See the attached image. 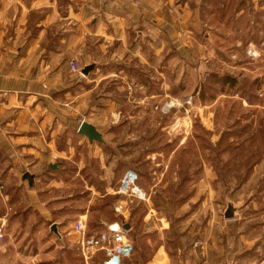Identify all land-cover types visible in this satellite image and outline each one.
Returning a JSON list of instances; mask_svg holds the SVG:
<instances>
[{"label":"crops","instance_id":"crops-1","mask_svg":"<svg viewBox=\"0 0 264 264\" xmlns=\"http://www.w3.org/2000/svg\"><path fill=\"white\" fill-rule=\"evenodd\" d=\"M250 5L263 9L264 0H240L232 17L248 19ZM214 13L212 0H0V202L23 205L15 211L18 220L36 223L35 235L27 238L35 247V264H89L73 246L76 222L91 212V194L85 192L90 185L79 192L87 201L75 209L73 221L72 213L50 208L53 201L42 198L41 178L51 176V185L59 187L64 181L57 178L65 174L71 185L77 175L84 179L97 165L100 179L108 180L107 192L113 194L115 183L134 163L119 150L137 147V142L126 141L139 121L136 112L122 109L133 103L129 86H140L134 101L136 96L143 103L156 96L166 99L169 92H154L151 82L155 78L166 86L164 72L176 61L185 62L190 53L203 57L207 45L200 38L207 40V29L217 28L211 24ZM73 60L82 69L95 67L83 76L71 70ZM83 121L93 124L104 141L91 142L81 134ZM105 147L119 153L107 159ZM90 153L97 164L86 161ZM118 161L126 165L119 168ZM26 172L35 176L33 185L23 178ZM155 201L147 203L144 220L149 251L135 248L122 264L220 263L219 252H227L231 244L221 242L211 220L203 221L199 214L195 218L200 207L177 216L182 208ZM125 205L120 208L132 218ZM239 221L221 223L223 236L238 237L232 245L241 264H264V221L243 230ZM54 223L58 234L51 229ZM127 226L129 232L137 228ZM134 240L137 244L138 236ZM6 245L4 251L13 249L10 241Z\"/></svg>","mask_w":264,"mask_h":264},{"label":"rangeland","instance_id":"rangeland-1","mask_svg":"<svg viewBox=\"0 0 264 264\" xmlns=\"http://www.w3.org/2000/svg\"><path fill=\"white\" fill-rule=\"evenodd\" d=\"M212 4L215 13L211 24L217 28L207 29V40L204 36L200 38L207 45L203 57L190 53L186 54L185 62L176 61L164 72L169 81L166 86L155 78L151 82L154 92L167 90L168 97L156 96L143 103L136 96L135 101L131 99V105L122 106L123 111L136 112L135 120L139 121L133 125L131 138L126 140L137 142V147L119 151L134 162V170L145 173L140 185L152 192L151 200H156L155 204L168 200L169 205L182 208L178 209L181 213L176 212L177 216L194 206L200 207L195 218L200 215L203 221L211 220L214 224L212 231L219 229L217 233L221 242L231 244L227 252H219V264H223L230 256L240 259L233 248L238 237L223 236L224 222L240 220L243 230L250 225L257 227L258 221H264V47L259 57L247 53L251 43L260 46L264 42V20L260 16L264 15V8L256 10L250 5L248 19L236 20L232 15L240 0H212ZM228 75L237 80L234 86L223 84ZM138 90L137 95L141 92ZM166 103L171 104L170 110L168 107L163 110ZM73 142H77L76 138ZM83 151L86 154L88 148ZM119 151L118 148L105 147L106 158ZM93 154H87L86 161L95 160L97 164ZM97 169V165L89 168L83 177L85 181L77 175L71 185L63 174L57 178L64 181L59 187L51 185L53 177H42L38 183L42 198L53 201L50 208L72 213L74 221L77 218L75 209L85 206L87 201L80 199L79 192L87 190L90 185L85 191L91 194L88 197L91 212L85 218L89 233H101L108 224L120 223L127 229L134 251L135 248L139 252L149 251L144 228L148 202L118 194V181L115 192L110 194L105 185L108 180L102 181ZM122 203L126 204V211L133 212L132 218L123 207L120 208ZM229 203L237 209L234 219L225 217ZM21 209H24L23 205L8 207L0 202V216L6 213L4 219L0 217V224L5 223L4 246L9 249L6 243L10 241L13 248L8 251L0 249V264H35L32 261L35 247L27 244V238L34 236L38 227L36 223L24 221V217L18 220L15 211ZM153 218H149V223ZM129 224H136L137 228L129 232ZM136 236L139 238L137 244ZM151 236L154 240L158 238L156 234L151 233ZM23 237L25 240L21 241ZM73 247L76 253H80L77 244ZM103 259L105 255L101 252L88 263L100 264Z\"/></svg>","mask_w":264,"mask_h":264},{"label":"built area","instance_id":"built-area-1","mask_svg":"<svg viewBox=\"0 0 264 264\" xmlns=\"http://www.w3.org/2000/svg\"><path fill=\"white\" fill-rule=\"evenodd\" d=\"M263 47L264 42H261L260 46L251 43L248 46L247 53L251 57H259L261 56V48ZM71 70L84 76L81 66L75 60L71 62ZM136 88V85L129 86L130 99L134 100ZM170 106L171 104L166 103L163 110L167 107L170 110ZM139 179L140 175L136 170L128 169L122 176L116 192L137 201L149 202L152 197V192H147L139 184ZM4 225V222L0 224V249L4 247ZM74 231L77 236L76 244L78 250L87 261L102 252L105 255L102 264H122L123 260L130 257L134 252V244L129 238L128 231L123 224H108L105 231L90 234L87 230L86 221L82 218L76 222ZM223 264L241 263L235 256H230Z\"/></svg>","mask_w":264,"mask_h":264},{"label":"water","instance_id":"water-1","mask_svg":"<svg viewBox=\"0 0 264 264\" xmlns=\"http://www.w3.org/2000/svg\"><path fill=\"white\" fill-rule=\"evenodd\" d=\"M94 67H95L94 64H92V65H88V66H85V67L82 69V73H83L84 75H88ZM79 132H80L81 134L87 136L88 139H89L91 142H94V141L103 142V141H104L102 134L97 130V128H96L93 124H91V123H89V122H87V121H83V122H82V124H81V126H80V129H79ZM53 167H56V165L54 164ZM23 178H24L25 180H28V181L30 182V184L33 185L34 180H35V176H34L33 174H31L30 172H26V173L24 174ZM236 210H237L236 207L233 206L232 203H229L228 208H227V210H226V212H225V217H226L227 219H234V218H235V215H236V214H235V213H236ZM51 229H52L55 233H57V234L59 233V232H58V228H57V224H56V223H54V224L52 225V228H51Z\"/></svg>","mask_w":264,"mask_h":264},{"label":"trees","instance_id":"trees-1","mask_svg":"<svg viewBox=\"0 0 264 264\" xmlns=\"http://www.w3.org/2000/svg\"><path fill=\"white\" fill-rule=\"evenodd\" d=\"M236 82H237V80L235 78H232L231 76L228 75V76L224 77V83L223 84L224 85H227L228 84V85L234 86L236 84ZM125 165H126L125 163H122L121 161H119V168H122V166H125ZM135 170L137 171V169H135ZM137 172L140 175L139 184H141V176H143L145 173L139 172V170ZM156 205H158V204H156ZM100 206L101 207H104V205H102V204H100ZM4 241H5V237H4ZM125 259H127V258H125Z\"/></svg>","mask_w":264,"mask_h":264}]
</instances>
